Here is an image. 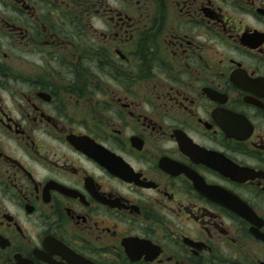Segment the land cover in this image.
Wrapping results in <instances>:
<instances>
[{
  "label": "flooded vegetation",
  "instance_id": "obj_1",
  "mask_svg": "<svg viewBox=\"0 0 264 264\" xmlns=\"http://www.w3.org/2000/svg\"><path fill=\"white\" fill-rule=\"evenodd\" d=\"M0 264H264V0H0Z\"/></svg>",
  "mask_w": 264,
  "mask_h": 264
}]
</instances>
